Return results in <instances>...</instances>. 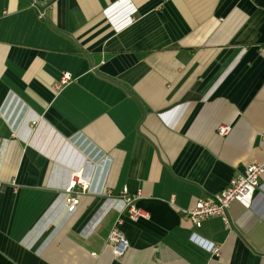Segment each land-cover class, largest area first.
<instances>
[{
	"label": "crops",
	"instance_id": "1",
	"mask_svg": "<svg viewBox=\"0 0 264 264\" xmlns=\"http://www.w3.org/2000/svg\"><path fill=\"white\" fill-rule=\"evenodd\" d=\"M263 130L264 0H0V264H264V187L231 228L184 215ZM124 187L149 216L85 235Z\"/></svg>",
	"mask_w": 264,
	"mask_h": 264
},
{
	"label": "built area",
	"instance_id": "2",
	"mask_svg": "<svg viewBox=\"0 0 264 264\" xmlns=\"http://www.w3.org/2000/svg\"><path fill=\"white\" fill-rule=\"evenodd\" d=\"M70 78V73H65L56 83V88H61ZM228 130L229 127L225 125H220L218 127V132L223 135L226 134ZM261 136L264 137V130L261 132ZM263 173L264 162H252L248 164L244 171L234 175L223 189L211 195L198 198L194 206L185 211V217L190 219L194 225L200 226L203 220L213 216H219L224 220L226 228H231L233 225L230 215L232 203L239 202L247 208L251 207L256 191L264 187L260 179ZM78 183L86 188L85 184H83L82 177H79ZM76 184L77 181L73 180L66 187V201L69 205L70 212L75 211L80 203L78 192L75 191ZM135 201L136 197L129 195L128 187H124L121 194L117 196L109 195L98 217H96L93 223L90 224V227L84 231V234L89 235V232L92 231L100 219L112 209L118 211L119 215L127 214L133 220H138L141 217H148V212L137 206ZM117 221L120 222L121 218H118ZM109 241L112 243L116 255H122L128 246V241L117 224L112 227L109 233ZM213 252L218 254V247H214ZM178 264L189 263L183 262Z\"/></svg>",
	"mask_w": 264,
	"mask_h": 264
},
{
	"label": "water",
	"instance_id": "3",
	"mask_svg": "<svg viewBox=\"0 0 264 264\" xmlns=\"http://www.w3.org/2000/svg\"><path fill=\"white\" fill-rule=\"evenodd\" d=\"M39 6V5H38ZM40 9H45V5L44 6H41V7H39Z\"/></svg>",
	"mask_w": 264,
	"mask_h": 264
}]
</instances>
